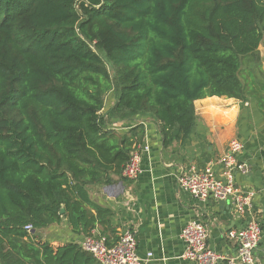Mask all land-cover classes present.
<instances>
[{"label": "trees", "instance_id": "1", "mask_svg": "<svg viewBox=\"0 0 264 264\" xmlns=\"http://www.w3.org/2000/svg\"><path fill=\"white\" fill-rule=\"evenodd\" d=\"M263 40L264 0H0V264H100L44 235L119 240L90 188L128 181L146 128L114 124L150 119L169 148L197 100L261 101L244 61Z\"/></svg>", "mask_w": 264, "mask_h": 264}, {"label": "crops", "instance_id": "2", "mask_svg": "<svg viewBox=\"0 0 264 264\" xmlns=\"http://www.w3.org/2000/svg\"><path fill=\"white\" fill-rule=\"evenodd\" d=\"M244 68L248 71V87L264 89V40L258 57L249 63L244 61ZM260 97L261 101L245 102L226 97L197 100L193 134L185 143L169 148H164L159 125L152 120L137 118L132 124L144 123V143L150 146V152L143 155L139 177L91 187L90 194L94 202L115 213L112 224L118 236L125 229L134 233L139 257L146 259L153 254L148 264H193L183 258L186 246L180 237L193 220L207 226L210 248L224 257L219 264H241L236 260L239 244L229 238V233L245 227L251 216L261 223L262 240L256 258L258 264H264V92ZM234 140L244 146L238 158L247 169L236 175V187L243 193H255L248 219L237 216L230 203L222 206L213 199L208 203L195 199L177 181L183 170H203L210 165L219 170L217 162ZM99 229L93 232L99 234ZM49 235L54 247L84 239L76 237L66 223L51 227L44 240Z\"/></svg>", "mask_w": 264, "mask_h": 264}, {"label": "built area", "instance_id": "3", "mask_svg": "<svg viewBox=\"0 0 264 264\" xmlns=\"http://www.w3.org/2000/svg\"><path fill=\"white\" fill-rule=\"evenodd\" d=\"M140 124H144L140 122ZM135 125H127L124 122L114 124L117 130H126ZM244 146L241 142L231 141L227 153L218 160L216 166L210 165L203 170L192 169L190 172L182 171L178 176V185L184 191L189 192L195 199L208 203L211 199L216 202H229L234 213L242 218L251 216L254 192L243 193L236 187V175L246 173V164L239 160V153ZM150 152V146L143 143L137 146L131 160L126 164L123 176L128 181L136 180L141 173L143 155ZM27 231L32 232L31 225L26 226ZM181 239L186 249L183 258L193 264H219L224 258L213 251L209 246V231L207 226L199 221H190L182 230ZM229 238L239 244L236 260L241 264H258L256 252L262 240V227L260 220L251 216L245 227L231 231ZM82 248L93 255L100 264H148L153 254L149 253L146 259L137 254L138 242L134 233L128 229L122 231L119 240L113 246L107 244V239L99 237L93 232L80 243Z\"/></svg>", "mask_w": 264, "mask_h": 264}, {"label": "water", "instance_id": "4", "mask_svg": "<svg viewBox=\"0 0 264 264\" xmlns=\"http://www.w3.org/2000/svg\"><path fill=\"white\" fill-rule=\"evenodd\" d=\"M219 203H220L222 206H224V205H226V203H229V202H226V201H220ZM33 233H35V232L33 231ZM36 235H37V236H41V233L38 232V233H36Z\"/></svg>", "mask_w": 264, "mask_h": 264}]
</instances>
